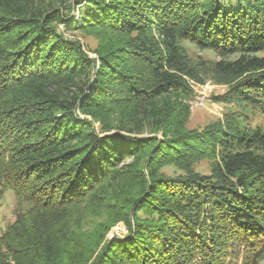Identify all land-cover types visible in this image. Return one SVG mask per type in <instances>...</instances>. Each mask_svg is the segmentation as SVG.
Wrapping results in <instances>:
<instances>
[{"label": "trees", "instance_id": "1", "mask_svg": "<svg viewBox=\"0 0 264 264\" xmlns=\"http://www.w3.org/2000/svg\"><path fill=\"white\" fill-rule=\"evenodd\" d=\"M208 81L228 111L190 130ZM258 116L264 0H0V264H260Z\"/></svg>", "mask_w": 264, "mask_h": 264}, {"label": "rangeland", "instance_id": "2", "mask_svg": "<svg viewBox=\"0 0 264 264\" xmlns=\"http://www.w3.org/2000/svg\"><path fill=\"white\" fill-rule=\"evenodd\" d=\"M77 14L78 8L71 12V16L76 17ZM60 29L63 30V27L61 26ZM63 33L65 38L78 41L82 44L84 43L90 47L94 46L95 44L93 35H86L77 32ZM186 48L192 56H200L207 60L217 59V57L210 52L198 51L190 45H186ZM90 57L94 58L93 54H90ZM226 92L227 89L225 87L216 85L211 81H208L204 86L201 87L194 86V94L191 101V116L189 119L188 128L190 130L203 131L206 127L217 122H221L223 120V116L228 111V106L220 101V97H224ZM254 123L264 125L263 119L260 118V116L255 119ZM196 171L200 172L201 174L208 175V163L206 161L201 162L196 166ZM163 173L169 177H174L176 175L172 168L164 169ZM15 210L16 201L14 194L11 190H8L0 199V236L6 229V226L13 222ZM141 217L143 218V215H141ZM128 233L129 232L124 222L116 223L113 227H110L103 237L98 249L93 254L92 260L96 258L100 250L109 240L124 239L128 236ZM231 263L241 264V256ZM260 264H264V260H262Z\"/></svg>", "mask_w": 264, "mask_h": 264}]
</instances>
